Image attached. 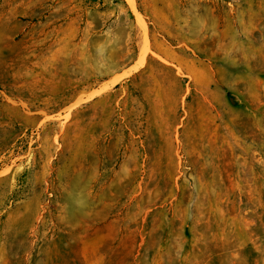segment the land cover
<instances>
[{"label": "rangeland", "instance_id": "rangeland-1", "mask_svg": "<svg viewBox=\"0 0 264 264\" xmlns=\"http://www.w3.org/2000/svg\"><path fill=\"white\" fill-rule=\"evenodd\" d=\"M136 4L0 0V264H264V0Z\"/></svg>", "mask_w": 264, "mask_h": 264}, {"label": "bare ground", "instance_id": "bare-ground-1", "mask_svg": "<svg viewBox=\"0 0 264 264\" xmlns=\"http://www.w3.org/2000/svg\"><path fill=\"white\" fill-rule=\"evenodd\" d=\"M127 3L129 4V6L131 7V9L133 10V12L135 13L137 22L139 24L140 27H142L145 30L146 27V23H145V19L143 18L142 14L139 12L138 8H137V4H136V0H126ZM148 52V48H147V43L146 40H144V43L142 44V47L140 49L139 52V56H138V60H137V66L135 65V69L139 68V65L143 64V61L145 59V56ZM124 74V72L122 74L119 75L122 76ZM119 77H116L115 79H113L111 81L112 84L116 83L119 79Z\"/></svg>", "mask_w": 264, "mask_h": 264}]
</instances>
